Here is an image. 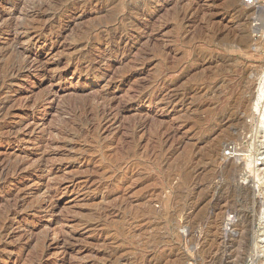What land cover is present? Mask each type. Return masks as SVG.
<instances>
[{"label":"rangeland","instance_id":"obj_1","mask_svg":"<svg viewBox=\"0 0 264 264\" xmlns=\"http://www.w3.org/2000/svg\"><path fill=\"white\" fill-rule=\"evenodd\" d=\"M0 12L24 27L17 39L0 28V54L13 40L46 70L25 75L27 65L0 88V100L14 95L0 111V141H11L0 153L24 156L0 185L21 211L0 220V264H264L253 108L264 0H0ZM115 30L121 50L100 63L104 41L90 39ZM74 113L84 120L69 129ZM228 147L236 159H224Z\"/></svg>","mask_w":264,"mask_h":264},{"label":"bare ground","instance_id":"obj_2","mask_svg":"<svg viewBox=\"0 0 264 264\" xmlns=\"http://www.w3.org/2000/svg\"><path fill=\"white\" fill-rule=\"evenodd\" d=\"M28 1H30V0H28ZM103 1V0H102ZM145 1V0H144ZM218 1V0H217ZM57 2V1H56ZM16 3V2H15ZM25 3V2H24ZM28 3V2H27ZM35 3V2H34ZM19 4H21V3H19ZM39 4H41V1H40V3ZM80 4H81V2H80ZM26 5V4H25ZM55 5V4H54ZM94 5V4H93ZM106 6V5H105ZM14 7H17V3L15 4V6ZM38 7V6H37ZM56 7V6H55ZM59 7V6H58ZM74 7V6H73ZM72 7V8H73ZM82 7V6H81ZM39 8V7H38ZM62 8V7H61ZM84 8V7H83ZM129 8V7H128ZM134 8V7H133ZM197 8V7H196ZM199 8V7H198ZM46 9V8H45ZM50 9H52V8H50ZM71 9V8H70ZM101 9V8H100ZM195 9V8H194ZM4 10V9H3ZM103 10V9H102ZM187 10V9H186ZM186 10H184V12H186ZM48 10H46V12H47ZM133 11V10H132ZM192 11H193V9H192ZM196 11V10H195ZM198 11V10H197ZM53 12V11H52ZM70 12V11H69ZM130 12V11H129ZM148 12V11H147ZM183 12V13H184ZM1 13V12H0ZM44 14H45V11L43 12ZM142 13V12H141ZM196 13V12H195ZM194 13V14H195ZM135 14V13H134ZM191 14V13H190ZM193 14V13H192ZM199 14V13H198ZM43 15V14H42ZM72 15V14H71ZM181 15V14H180ZM188 15V14H187ZM39 16V15H38ZM135 16V15H134ZM184 15H182V17H183ZM193 16V15H192ZM45 18L47 17H50V15H46V16H44ZM43 16H42V18H44ZM180 17V16H179ZM9 18V17H8ZM196 18V17H195ZM194 18V19H195ZM140 19V18H139ZM143 19V18H142ZM186 19H187V17H186ZM185 19V20H186ZM34 20V19H33ZM38 20V19H37ZM40 20V19H39ZM43 20L44 19H42L41 20V23L43 22ZM48 20V22H49V19H46V21ZM137 20V19H136ZM141 20V19H140ZM180 20V22H181V19H179ZM189 20V19H188ZM129 21V20H128ZM131 21H133V20H131ZM187 21V20H186ZM194 21V20H193ZM36 22V21H35ZM43 23H46V22H43ZM129 23V22H128ZM191 23V22H190ZM24 24V23H23ZM26 24V23H25ZM186 24V23H185ZM11 25H13V27H14V24H11V22H10V20H6V18H3V17H1L0 16V28L2 27V28H5L4 30H12V31H10V33L9 34H12L13 36H14V38H16L17 39V36H19V34H21V33H19L20 31L22 32V30H23V25H20V27H19V29L17 30L16 28H17V26H16V28H15V30L13 31V27L11 26ZM15 25H17V24H15ZM18 25V26H19ZM32 25V24H31ZM127 25V24H126ZM28 26H30L29 24H28ZM37 26V25H36ZM140 26V25H139ZM31 27V26H30ZM101 28V27H100ZM104 28V27H103ZM37 29V28H36ZM128 29V28H127ZM134 29V28H133ZM140 29V28H139ZM142 29V28H141ZM110 30V29H109ZM109 30H107V31H109ZM131 30H132V28H131ZM130 30V31H131ZM42 31V30H41ZM111 31V30H110ZM223 31V30H222ZM28 32V31H27ZM88 33V32H87ZM113 33V34H112ZM110 35H108L107 34V39H104L103 40V38H105V37H103V35H97V36H94L93 38H91L90 40L92 41V42H96L97 43V45H99V43H101V42H103L104 41V43H103V46H102V48H99L97 51H95L94 49V51L95 52H98V53H100L101 55H102V53H104L103 55H102V60L100 61V63H104L105 62V60H108V59H104L103 60V56H105V54L106 55H110V54H118V52L121 50V48H120V46L118 45V41L116 42V40H120V39H122L123 37H124V35L125 34H123L121 31H119V30H115V31H113ZM22 34H24V31H23V33ZM54 34H57V33H54ZM86 34V33H85ZM89 34V33H88ZM100 34V33H99ZM187 34V33H186ZM185 34V35H186ZM227 34V33H226ZM42 35H43V33H42ZM236 35V34H235ZM11 36V35H10ZM40 36H41V34H40ZM129 36H131L130 34H129ZM128 36V37H129ZM263 36V35H262ZM48 37V36H47ZM78 37H79V35H78ZM103 37V38H102ZM232 38V37H231ZM263 38V37H262ZM9 39V38H8ZM83 39V38H82ZM88 39H89V37H88ZM219 40H221V39H219ZM260 40V39H259ZM77 41V40H76ZM258 41V40H257ZM249 42V41H248ZM247 42V43H248ZM16 43V42H15ZM207 43V42H206ZM246 43V44H247ZM7 44H9L10 45V48H11V50H8V51H1L2 53L0 54V68L2 67V68H4L5 67V70H4V79H0V88L2 87V86H4V85H6V83H8L7 81H9L10 79H12V78H14V77H20L21 76V74L23 73V70L24 69H26L27 67V65H29V70L27 69L25 72H24V74L26 75L27 74V72L28 71H30V70H32V69H34V71L35 72H38V71H42V76H45V74H46V70H44L43 68H42V66L41 65H39V62H37V61H31V62H29V60L27 59V57H25V54H26V50L27 49H25V50H23L22 52H18L17 51V48H16V45H18V44H13V40H12V42H11V40L9 41V43H7ZM84 45V44H83ZM248 47H249V45H248ZM247 47V48H248ZM262 47V46H261ZM80 48H81V46H80ZM238 48H240V47H238ZM252 48V47H251ZM258 48V47H257ZM260 48V47H259ZM264 48V47H263ZM224 49V48H223ZM240 49H242V48H240ZM245 49V48H244ZM253 49V48H252ZM93 50L91 49L90 51H88V53H87V56H85V60H86V62L88 63V65H91V63H92V61H93V58L95 57L94 56V52H93ZM247 50V49H246ZM261 50V49H260ZM264 50V49H263ZM87 51V50H86ZM124 51V50H123ZM244 51V50H243ZM11 54L12 56H13V58L12 59H14V61L12 60H10V61H8V62H6V63H4L3 61H6V56L8 55V54ZM231 53V52H230ZM245 53V52H244ZM248 53V52H247ZM250 53H251V51H250ZM122 54V53H121ZM100 55V56H101ZM125 55V54H124ZM82 56H83V54H82ZM113 56V55H112ZM121 57V56H120ZM123 58V57H122ZM16 59V60H15ZM40 61V60H39ZM94 62V61H93ZM29 63V64H28ZM33 63V65L31 66V64ZM260 63V62H259ZM200 65V64H199ZM93 66V65H92ZM26 67V68H25ZM31 72V71H30ZM23 74V75H24ZM2 75V74H1ZM0 75V77H2ZM263 83V82H262ZM149 86V85H148ZM163 87V86H162ZM263 85H261V87L259 88V92H258V95H257V98H256V102H255V104H254V111H255V114L257 113V121L259 122L258 124H260L259 126H262L263 128H264V111H263V113L260 111V109H259V102H260V100H262V99H264V90H263ZM76 94V93H75ZM83 94V93H82ZM185 94V93H184ZM189 94V93H188ZM5 95V94H4ZM77 96H79V93L78 94H76ZM75 95V96H76ZM97 95H98V97H96V98H99L100 100L103 98V99H106L105 98V94L104 93H97ZM96 95V96H97ZM186 95V94H185ZM184 95V96H185ZM14 95H12V94H7L2 100H0V111H2L3 110V108L6 106H4V102H10V99L13 97ZM74 96V97H75ZM76 96V97H77ZM83 96H86V95H82V97ZM91 96V95H90ZM95 96V95H94ZM255 96V95H254ZM80 97V96H79ZM178 97V96H177ZM189 97H190V95H189ZM81 98V97H80ZM85 98H87V97H85ZM91 98H93V96L91 97ZM179 98H181V97H179ZM102 99V100H103ZM168 99V98H167ZM171 99H173V98H171ZM254 99V98H253ZM89 100V99H88ZM87 100V101H88ZM95 100H98V99H95ZM150 100V99H149ZM7 102V103H8ZM94 102H96V101H94ZM93 102V103H94ZM107 102V101H106ZM85 103V102H84ZM88 103V102H87ZM100 103V102H99ZM97 104H98V102H97ZM107 104V103H106ZM247 104V103H246ZM264 104V103H263ZM87 105V106H86ZM88 105L89 104H85V106L86 107H88ZM93 105V104H92ZM4 106V107H3ZM73 106V105H72ZM75 106H76V104H75ZM78 106L79 107H81V105H79L78 104ZM78 106H77V109H78ZM98 106V105H97ZM100 106V105H99ZM104 106V105H103ZM105 106H108V105H105ZM105 106H104V108H105ZM85 107V108H86ZM90 107H92V106H90ZM89 107V108H90ZM102 107V106H101ZM74 108V107H73ZM76 108V107H75ZM104 108H103V110H104ZM110 108V107H109ZM116 108V107H115ZM123 108V107H122ZM132 108V107H131ZM5 109V108H4ZM81 109V108H80ZM88 109V108H87ZM93 109V107L91 108V109H88V110H90V111H93L92 110ZM100 109V108H99ZM102 109V108H101ZM101 109H100V111H101ZM119 109V108H118ZM109 110H113V109H109ZM120 110H121V108H120ZM124 110V109H123ZM164 110V109H163ZM169 110V109H168ZM69 111V110H68ZM72 111H73V109H72ZM75 111V110H74ZM114 111V110H113ZM116 111V110H115ZM118 111V110H117ZM115 112V113H118V112ZM122 111V110H121ZM131 111H132V109H131ZM6 112V111H5ZM4 112V113H5ZM79 112H83V111H80L79 110ZM78 112V113H79ZM86 112H87V110H86ZM108 112V111H107ZM66 113H68V112H66ZM80 113V114H81ZM89 113V112H88ZM88 113H86L85 115H87ZM102 113V112H101ZM110 113V112H109ZM169 113V112H168ZM3 114V113H2ZM70 114V113H69ZM79 114V115H80ZM84 114V113H83ZM120 114V113H119ZM254 113H252V115H253ZM101 115V114H100ZM106 115V114H105ZM111 115V114H110ZM116 115V114H115ZM6 116V115H5ZM82 116V115H81ZM90 117H91V115H89ZM112 116V115H111ZM73 119L71 118V120H73L72 121V124H73V126L71 127V128H69V129H73L74 128V126L76 125V124H78V123H81L82 122V120H84V118L82 119L80 116H78V115H76L75 113H74V115H73ZM87 117V116H86ZM93 117V116H92ZM100 117H102V115L100 116ZM1 118H3V116H1ZM113 118V117H112ZM88 119V118H87ZM91 119V118H90ZM89 119V120H90ZM99 119V118H98ZM107 119V118H106ZM256 119V118H255ZM88 120V121H89ZM141 120V119H140ZM139 120V121H140ZM87 121V120H86ZM85 121V122H86ZM138 121V122H139ZM148 121V120H147ZM256 121V122H257ZM91 122H93L92 120H91ZM141 122V121H140ZM149 122H150V118H149ZM67 124L69 123V120H68V122H66ZM96 123V122H95ZM134 123V122H133ZM67 124H65V125H67ZM71 124V123H70ZM94 124V123H93ZM142 124V123H141ZM146 124H147V122H146ZM83 125H85L84 124V121H83ZM89 125H90V123H89ZM136 125V124H135ZM92 127L94 126V125H91ZM132 126L133 125H131V128H132ZM142 126V125H141ZM143 126L144 127H146V125L145 124H143ZM151 126V125H150ZM13 127H15V126H12V127H10V128H8L7 129V132L8 131H11V129H13ZM69 127V126H68ZM95 127V126H94ZM147 127H148V125H147ZM91 128V127H90ZM96 128V127H95ZM142 128V127H141ZM1 129V128H0ZM140 129V128H139ZM262 129V128H261ZM1 131V130H0ZM2 131H4V130H2ZM144 131V130H143ZM263 131V130H262ZM259 132V131H258ZM3 133V132H2ZM75 133V132H74ZM85 133V132H84ZM1 134V133H0ZM175 134H176V132H175ZM262 134V133H261ZM136 136V135H135ZM169 137V136H168ZM262 137V136H261ZM131 140V139H130ZM136 141V140H135ZM261 141V140H260ZM165 142V141H164ZM11 143V141L10 140H8V139H4V140H1L0 141V147L1 146H3V144H6V145H9ZM261 144V143H260ZM132 147V146H131ZM130 148V147H129ZM226 148V147H225ZM126 149H128V148H126ZM132 149V148H131ZM134 150V149H133ZM236 150V149H235ZM129 151V150H128ZM215 151V150H214ZM126 152H127V150H126ZM128 153V152H127ZM129 153H130V151H129ZM244 155V154H243ZM131 156V155H130ZM211 156V155H210ZM214 156V155H213ZM11 157H14L15 158V160L12 162L11 160H10V158ZM215 157V156H214ZM214 157H213V159H214ZM24 156H22V154L21 153H14L13 155H12V153H7V154H1L0 153V185H7L8 183H10L11 181H12V173H10L9 174V172L11 171H13V172H16V171H19L21 168H22V165H23V162H24ZM251 158H252V156H251ZM250 158V159H251ZM254 158V157H253ZM225 159V158H224ZM236 159V158H235ZM238 159V158H237ZM243 159V158H242ZM249 159V160H250ZM238 160H240V159H238ZM248 160V161H249ZM253 160V159H252ZM250 161V162H246V166L247 167H253V166H255V165H251V163L253 164V161ZM260 160V159H259ZM231 161V160H230ZM258 161V160H257ZM261 162V161H260ZM264 162V161H263ZM39 163V162H38ZM40 165H39V167H43L44 166V163L43 162H40L39 163ZM244 164V163H243ZM229 165V164H228ZM241 165H242V163H241ZM231 166L232 167H234L233 166V164H231ZM243 166H245V165H243ZM246 166H245V168H246ZM38 167V168H39ZM226 167V166H225ZM229 167V166H228ZM240 167V166H239ZM248 168V169H249ZM255 168V167H254ZM254 168H252V169H254ZM37 169V168H36ZM233 168H231V170H232ZM247 169V168H246ZM261 169H262V167H261ZM22 170V169H21ZM227 170V169H226ZM233 170H235V169H233ZM258 170H260V168L258 169ZM263 170V169H262ZM33 171V170H32ZM236 171V170H235ZM247 171V170H246ZM249 171V170H248ZM251 171V170H250ZM250 171H249V175L251 174L250 173ZM241 172V171H240ZM263 172H261V173H259V174H262ZM35 174V171H33L30 175H34ZM234 174V173H233ZM235 175H237V174H235ZM252 175V174H251ZM250 175V176H251ZM255 175V174H254ZM249 176V177H250ZM15 177V176H14ZM23 177L24 176H22V180H23ZM18 178V177H17ZM248 178V177H247ZM255 178H257V179H259L258 178V175H256V177ZM15 179V178H14ZM264 179V178H263ZM247 180V179H246ZM252 181V180H251ZM258 183V182H257ZM2 197H0V220H2V221H4V220H11V219H14L15 217H18L20 214H21V211L19 210V204L17 203V199H19V197H16V198H14V199H12V200H14V204H10V203H12L11 202V198H10V196L9 195H7V194H2L1 195ZM5 200V201H4ZM46 201H48V200H46ZM4 202V203H3ZM42 203H43V201H42ZM4 204V205H3ZM39 205H41L42 206V204L40 203ZM40 206V207H41ZM35 227V226H34ZM5 229V228H4ZM9 229V228H8ZM11 230V229H10ZM9 230V231H10ZM6 232V231H5ZM4 236H5V233L3 234ZM2 235V236H3ZM1 234H0V242H1ZM4 238H6V237H4ZM4 241V240H3ZM114 251V250H113ZM112 253V252H111ZM113 254V253H112ZM116 256V255H115Z\"/></svg>","mask_w":264,"mask_h":264},{"label":"built area","instance_id":"obj_3","mask_svg":"<svg viewBox=\"0 0 264 264\" xmlns=\"http://www.w3.org/2000/svg\"><path fill=\"white\" fill-rule=\"evenodd\" d=\"M224 158L226 159H235L237 157V154L235 153V149L233 147H228L225 151H224ZM256 168H260L261 167V163L258 161L255 164Z\"/></svg>","mask_w":264,"mask_h":264}]
</instances>
